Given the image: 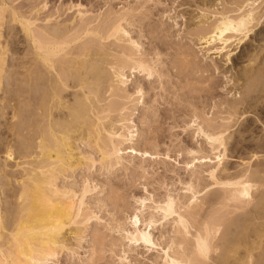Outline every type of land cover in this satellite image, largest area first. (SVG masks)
Masks as SVG:
<instances>
[{"label": "rangeland", "instance_id": "374dc122", "mask_svg": "<svg viewBox=\"0 0 264 264\" xmlns=\"http://www.w3.org/2000/svg\"><path fill=\"white\" fill-rule=\"evenodd\" d=\"M8 1V5L13 3ZM253 2L251 6L252 0H14L13 6L21 7L18 8L22 12L30 11L32 9L30 7L36 4L40 6L45 4L43 13H40L41 17L53 14L52 20L58 23L74 17L78 20L79 16L83 15L84 19L92 21L93 26L101 27L110 19L124 15L125 20L120 23L128 33L126 39L130 42L125 44L132 46L131 43H137V55L147 65L153 67L150 76L146 71L132 73L127 70L128 83L125 93L131 97V102L123 98L115 99L113 102H116L119 111L109 114L105 119L106 122L113 123L121 119V114H125L130 119L128 126L133 127L132 141H123L119 145V153L115 155L112 153L111 160L106 159L108 161L106 164L101 163L97 149L86 141L80 143V152L89 159L83 160L78 156L77 158L83 162L82 166L73 173H67L58 181L61 187L74 191L77 194L76 199L85 191L81 207L82 217L78 218L75 224H67L63 227L61 240L64 248L58 250L47 264H168L165 252L170 248H172L170 255L173 252L182 253L183 249V252L191 251L195 229L202 228L203 223L210 222L211 218L217 220L216 216L219 219L224 218L218 235L224 240L218 241L224 242V245L221 246V243L220 247L225 245L230 247V244L234 245L235 242L236 245L237 242H241L240 239L244 241L243 244L247 242L244 229L249 220V211L245 213L247 211L242 210L244 205L242 203L241 210L236 207L240 203L236 204V208L233 206L236 202L233 204V201L224 205L223 197L228 189L215 185L216 182H234L232 177L238 171L250 172L251 168L247 163L250 150L236 144L247 133L239 132L238 124L232 126L229 133L234 137H230L228 142L235 147L230 149L231 146L228 145V150L223 154L222 148L215 149L211 142L198 133L191 121L196 112L220 123L225 113L219 114V118L216 116L219 110L225 109L224 102L229 100L228 102L231 103L244 95L246 81L241 80L237 74L251 63L247 59L248 54L259 50L261 53L257 62H253V66L255 65L257 70L261 67L264 69V51H261L264 47L262 36L264 0H253ZM239 3L243 5L241 11L245 10L247 4L249 6L247 10L254 7L255 12L259 13L258 25L247 34V37L241 38L242 34L227 32L224 36L230 37H224L223 41H227L223 43L212 39L213 35L204 36L200 33L220 21L222 16L230 19L237 17L241 12L237 11ZM41 22L43 24V21ZM4 28L2 32H5V36L2 39L11 42L13 37V40L17 41L12 47L9 44L11 48L6 56V73L9 76L15 74L16 76L10 78L6 76L9 80L5 78L7 83H4L5 88L0 93V97L1 99L5 97V89L9 87L14 91L19 88L16 90L19 93L16 91L10 93L11 97L18 100L16 94L22 91L21 94H24L28 86L23 83L27 86L24 87L19 81L22 75L15 72L20 65L16 68L14 63H19L22 57L26 60L27 44L23 43L24 37L19 32L18 25L10 32L4 31ZM13 32L14 35L9 36ZM260 38L262 39L258 41ZM107 43L104 46L105 51L116 55V49H113L115 47L110 46L113 44L109 41ZM111 47L113 48L110 49ZM185 53L188 56L185 57ZM183 62H187L188 67ZM203 82H207V86ZM11 83L14 85L10 86ZM102 87L101 94L105 96L106 84L103 83ZM38 88L40 90V87ZM39 90L31 92L34 100L37 91V96H40ZM139 90L141 94L138 93ZM73 91L69 90L70 103L74 102ZM111 101L112 99L107 98L97 106L101 110L106 109ZM13 102L12 104L15 103ZM33 106L35 105H32V109L21 107V116L17 125L19 131V128L34 123L32 121L36 107ZM246 116H249L258 131L262 130L264 117H261V114L252 112ZM258 118L260 119L257 120ZM0 121L2 122V118ZM117 126L119 127V124ZM9 133L0 134L2 137L0 139L6 136L7 141L11 142L9 144L12 146L11 150L24 158L26 154L29 156V144H26V139L19 140L17 135ZM258 136L246 137L254 144L260 140ZM261 142L264 143V138ZM5 145L6 143L3 151ZM16 156L14 157L16 159L10 163L22 158ZM3 160L4 153L1 152L0 168ZM11 167L8 176H12L13 170L16 169L14 165ZM258 169L259 176L264 175V162ZM20 171L21 169L18 170V175L22 174ZM190 187L200 192L197 197L201 198L192 206ZM169 198L175 202V213L165 215L163 208ZM7 202L3 207H6L7 214L11 211L10 216L14 212V206ZM75 204L76 202L73 203V208ZM195 205L202 208L194 218L186 217L189 219L188 222H191L188 230L190 234L186 235L185 230L178 224L177 217L178 214L185 213L187 216V213L192 211L190 207ZM134 216H138L140 220L138 229L150 233L153 245L139 240L133 224ZM10 217L8 222L11 221ZM85 218L90 219L86 222ZM77 229L82 233L79 237L73 234ZM242 234H245L246 240ZM222 253L220 254L223 256ZM213 254L216 253L212 252L210 255L213 257L215 256ZM16 261L17 264H21L18 259ZM261 264H264V261Z\"/></svg>", "mask_w": 264, "mask_h": 264}, {"label": "bare ground", "instance_id": "6f19581e", "mask_svg": "<svg viewBox=\"0 0 264 264\" xmlns=\"http://www.w3.org/2000/svg\"><path fill=\"white\" fill-rule=\"evenodd\" d=\"M10 1L14 3V0ZM8 2V0H0V93L5 88L3 85L8 79L6 76L8 75L9 78L16 76V74L9 76L6 73V56L17 41L13 40L14 32L12 35L9 34L12 37L11 42L6 41L8 39L4 41L2 38L5 36V32L3 33L2 29L5 27L4 31L9 30L10 32L16 29L17 25L18 30L20 29L19 32L24 37L23 43L27 44V49H25L26 60L22 57L20 64L16 63V66L14 63L16 68L19 67L18 65L21 68H18L15 73L22 75L19 81L22 84L26 83L28 89L26 88L24 94H21L22 90L20 94L15 93L18 100L11 97L10 93L14 91L12 87L5 89L6 95L3 99L0 97V119L2 118L0 134L10 132L12 135H17L19 140L20 138L26 139L30 152L29 156L26 154L28 158L26 156L24 158L11 150L12 146H9L11 142L7 141L6 136L4 139H0V154L4 153V160L1 162L2 167L0 168V264H17L16 259L21 264H47L58 250L64 248L61 240L63 227L67 224H75L76 220L82 217L81 207L85 191L76 199L77 194L61 187L58 181L67 173H73L82 166L83 162L77 158L78 156L83 160L89 159L80 152V143L86 141L97 149L101 163L106 164L111 160L110 157L113 154L119 153V145L123 141H132L133 127L128 126L127 123L130 122V119L125 114H121V119H117L113 123L106 122L105 119L109 114L119 111L118 105L113 102L115 99L123 98L131 102V97L125 93L128 83L127 70L132 73H134L133 71H146L150 76L153 67L147 65L137 55V43H131L132 46L125 44L127 42L130 44V42L129 39H126L128 33L120 23L125 20L124 15L110 19L101 27L93 26L92 21L84 19L83 15H80L78 20L74 17L71 20L58 23L52 20L53 14L41 17L40 13L45 9V4L42 6L36 4V6L30 7L31 10L28 8L30 11L26 12V10L25 12L28 13L26 15L19 9L21 7L13 6V3L8 5ZM241 4L237 5L239 6L237 11H241L243 8ZM253 4L252 0L251 6ZM246 6V8L249 7L247 4ZM246 8L242 9L243 11L233 19L222 16L220 21L213 26L210 24L212 27L208 29L205 26L206 30H202L200 33L204 36L213 35L212 39L223 43L227 41H223L224 37H230L224 36L227 32L242 34L241 38L247 37V34L258 25L259 17L257 18V16L259 13L255 12L254 7H250L248 10ZM40 19L43 24L41 21L37 22ZM262 36L264 37V32H262ZM108 41L113 44L110 46L115 47L110 49H116V55L105 51L104 46ZM261 51H264V47ZM260 53L258 50L256 53L247 55V59L252 65L248 63V67L237 74L241 80L246 81L244 95L231 103L228 102L229 100L224 102L225 109L219 110L218 116H216L219 118V114L225 113V117L221 118L220 123L196 112L191 121L198 133L211 142L215 149L222 148L223 154L229 148L230 137H234L229 133L232 126L238 124L237 130L246 132L247 137L259 134L260 140L254 144L247 140L246 136H242L240 140L238 139L239 141L237 140L238 143L236 142L241 148L250 150V153L248 152L250 156L247 158V163L251 168L250 172L247 173V170L238 171L232 177V181H234H231L232 183L229 181L215 183V185H221L228 189L224 193L225 198L223 197L226 203L222 200L224 205L233 201V204L236 202L234 207L240 203L236 206L240 208L238 210H241V205L244 204L242 210L247 211L245 213L249 211V220L244 229L246 235L242 234L245 240L247 237V242L245 241L246 243L243 244L244 241L240 239L241 242H237L236 245V242L233 243L235 245L233 248L231 246L234 245L231 244L230 247H225L226 245L225 248L220 247L224 240L218 235L222 229L221 224L224 218L219 219L216 216L217 220L211 218L210 222L203 223L202 228L195 229L191 251L183 252V249L182 253L173 252L171 255L172 248L166 251L165 257L168 264H261L264 261V175L259 176L258 169L264 162V143L261 142L264 138V127L258 131L257 126L248 118L249 116H246L253 112L264 117V69L261 67L257 70V67L253 66V62H257ZM184 56L186 57L188 54L185 53ZM184 64L187 65V62ZM236 79L238 78L236 77ZM209 80L211 81V79ZM207 82H203L204 85L206 83L207 86ZM103 83L106 84L105 96L101 94ZM208 83L211 86V83ZM12 85L14 84L11 83L10 86ZM27 86L24 85V87ZM35 89L40 91V96H37V91L34 100L31 92L36 91ZM69 90H74L73 103H70L68 99ZM16 92L19 93V91ZM138 93L141 94V90ZM107 98L112 101L107 104L106 109L101 110L97 105ZM32 105L36 107V114L33 112L35 115L32 116L34 123L32 125L31 123L25 124L27 127L19 128V131L17 125H19L21 107L32 109ZM229 146H231L230 149L235 147L234 144ZM15 155L22 156V158L18 157V161L10 163L16 159ZM13 165L16 169L13 167L15 170H13L12 176H8ZM19 169L22 171L20 175L17 174ZM189 191L192 195V206L201 199L197 197L200 192L194 191L193 187H190ZM242 199H246L245 202L244 200L242 202ZM5 200L14 206V212L10 215L12 217L9 216L11 211L7 214L6 207H3V204H6ZM74 200H76V204L73 208ZM174 204V200L169 198L163 208L165 215L175 213ZM201 206L190 207L192 211L188 212L187 216L186 213L178 214V224L185 230L186 235L190 234L188 230L189 223H191L186 217L194 218L200 212ZM9 217L10 222H8ZM89 219L85 218L86 222ZM139 222L138 216H134L133 224L136 227L139 240L145 244L153 245L150 233L138 229ZM73 234L79 237L82 233L77 229ZM219 239L222 241H218ZM222 248L224 249L221 250ZM212 252L216 253L213 254L215 255L213 257L210 255Z\"/></svg>", "mask_w": 264, "mask_h": 264}]
</instances>
